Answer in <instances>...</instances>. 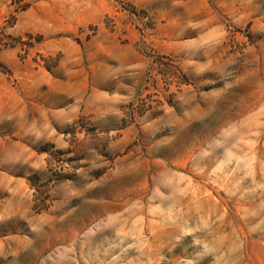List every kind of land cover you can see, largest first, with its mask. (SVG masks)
I'll return each mask as SVG.
<instances>
[{"label": "rangeland", "instance_id": "374dc122", "mask_svg": "<svg viewBox=\"0 0 264 264\" xmlns=\"http://www.w3.org/2000/svg\"><path fill=\"white\" fill-rule=\"evenodd\" d=\"M0 264H264V0H0Z\"/></svg>", "mask_w": 264, "mask_h": 264}]
</instances>
